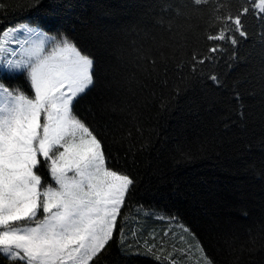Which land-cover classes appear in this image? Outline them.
<instances>
[{
    "label": "snow or ice",
    "instance_id": "obj_1",
    "mask_svg": "<svg viewBox=\"0 0 264 264\" xmlns=\"http://www.w3.org/2000/svg\"><path fill=\"white\" fill-rule=\"evenodd\" d=\"M74 7L0 0V264H121L115 252L145 264H221L222 252L230 264H264V211L256 235L201 226L172 183L153 188L143 170L155 154L148 174L163 180L161 121L190 90L203 86L209 107L217 90L240 100L216 69L236 65L251 36L264 41V0H150L102 33L69 28ZM24 10L34 15L10 19ZM259 75L264 91V66ZM105 81L110 96L84 107ZM237 115L221 117L222 129L197 116L196 139L178 141L173 162L222 150L221 132L246 119Z\"/></svg>",
    "mask_w": 264,
    "mask_h": 264
},
{
    "label": "trees",
    "instance_id": "obj_2",
    "mask_svg": "<svg viewBox=\"0 0 264 264\" xmlns=\"http://www.w3.org/2000/svg\"><path fill=\"white\" fill-rule=\"evenodd\" d=\"M16 6L27 5L31 0H7ZM59 2V0H58ZM67 2V0H64ZM76 7L72 8L69 28L77 30L84 25H93L101 33L105 28L124 24L142 11L150 0H70ZM34 15L27 10L12 11L10 19L24 20ZM202 25V22H194ZM3 25H0L2 27ZM199 30V29H197ZM259 31V29H257ZM103 38V36H101ZM180 38L177 37V40ZM189 35V44H193ZM264 66V41L257 35L251 36L239 50L238 63L231 68L222 62L216 71L223 72L229 85H237L240 100L233 98L231 88L217 90L219 102L209 107L202 99L203 86L190 90L181 101L179 109H173L164 125L165 134L169 136L167 144L160 148V166L164 170L163 180L148 173L154 168L155 154L149 156L152 168L145 167L146 180L153 188L168 190L172 183L178 192L172 197L180 202V207L201 226L223 228L229 223L238 227L243 233L246 228L253 229L264 211V91L260 80V69ZM111 79V76L108 77ZM108 82L105 81L84 102V107L103 103L109 96ZM241 108L246 119L239 127L233 126L229 132H221L224 147L217 152L197 155L187 163L173 162L177 142L185 139L195 140L198 131L197 116L203 120H219L221 117L238 119ZM158 199H160L158 197ZM161 206L165 200L160 199ZM241 209L249 211L248 217L242 218ZM245 238H250L245 236ZM221 264H230L232 257L222 252L218 257ZM114 260L121 264H145L143 257L123 258L118 252ZM246 260L247 257H244Z\"/></svg>",
    "mask_w": 264,
    "mask_h": 264
}]
</instances>
